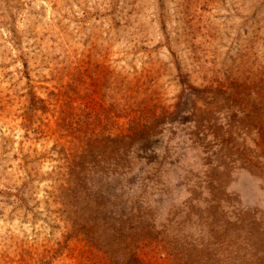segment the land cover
<instances>
[{"label":"rangeland","instance_id":"374dc122","mask_svg":"<svg viewBox=\"0 0 264 264\" xmlns=\"http://www.w3.org/2000/svg\"><path fill=\"white\" fill-rule=\"evenodd\" d=\"M17 46L45 106L30 123ZM92 109L123 138L113 152L144 138L149 166L78 160L67 122ZM123 109L154 122L140 141ZM263 160L264 0H0V264H85L61 212L86 204L82 161L96 185L127 161L131 207L161 231L148 264H264Z\"/></svg>","mask_w":264,"mask_h":264},{"label":"trees","instance_id":"16d2710c","mask_svg":"<svg viewBox=\"0 0 264 264\" xmlns=\"http://www.w3.org/2000/svg\"><path fill=\"white\" fill-rule=\"evenodd\" d=\"M14 48H16L14 50L17 52L21 72L26 81L24 87L27 98L25 120L30 123L34 115L44 111L45 106L42 99L37 98L34 94L33 86L30 83L26 54L18 46ZM93 100L95 99L91 98L89 101L93 102ZM186 109L187 107H182L181 112L186 111ZM89 112L83 115L80 113L72 114L74 117L73 119H69L70 123L65 120L67 124L74 125L76 130L82 128L81 140L85 141L83 146L86 151L78 155L80 156V158H77L78 160L93 158L96 155H100L106 149L112 151L113 142L118 143L123 139L120 137H112L109 133L110 129L107 120L112 118L110 114H106L105 112L104 115H101L100 113H95L93 109ZM146 114L147 112L142 111H125L124 114L120 115L119 119L124 124L132 129L135 127L138 128V131L133 132L134 134L130 138L131 141H140L144 135L148 134V131H145L144 128H149L154 122ZM118 116L119 114H117ZM110 120L109 122H111ZM26 127L30 130L31 124H28ZM141 141L136 148H132L133 145H130L125 148H119V150L115 149V152L112 151L115 155H119L123 159H125L128 153L134 156L139 154L137 155L138 159L136 162L129 161L132 167L127 169L126 166V170H131L132 172L135 170L134 165L138 164L139 167H142V165L149 166L143 156L147 148L145 146L146 143ZM87 153L91 156L87 157ZM155 153L157 154V151ZM86 163L82 161L81 164L79 162L76 165L79 176L77 184L81 186L80 190L84 193H80L78 191L79 189H76L73 193L74 196H72L76 200L80 197L86 204L82 209L75 207L74 204L70 209L66 207L61 208V212L65 214L62 224L65 231L63 234V242L67 246L66 251L78 253L81 259H85V264H120V262H123L122 264H148L149 259L147 260V256H149V253L146 249L158 243L161 231L156 227V221L151 215L146 218L144 216H137L135 214L139 211H134L131 207L133 200L125 192L124 185L122 184L123 178L128 177V173L125 174L126 170L124 165H127V161L121 167L117 168V170L121 171L120 175L117 172L113 173V171L117 170L110 169L112 167L109 166L107 170L112 172H108L104 177L102 175L100 177L102 180L98 185L92 183L90 180ZM148 169L153 171L154 166L148 167ZM146 175L148 174L139 177L138 181L141 184L148 180ZM259 179L262 180L263 177ZM89 205L91 212L88 213L86 210ZM67 210H70V212H67ZM131 215H135L134 218H131ZM185 245L189 246L190 243L187 241ZM116 247L120 248L119 254L115 253ZM116 255L121 257L116 259Z\"/></svg>","mask_w":264,"mask_h":264}]
</instances>
